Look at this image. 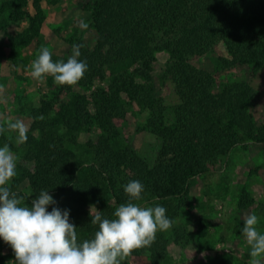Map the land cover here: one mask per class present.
<instances>
[{"label":"trees","instance_id":"1","mask_svg":"<svg viewBox=\"0 0 264 264\" xmlns=\"http://www.w3.org/2000/svg\"><path fill=\"white\" fill-rule=\"evenodd\" d=\"M43 1L0 0V29L6 41L0 45V61L26 65L21 52L35 41L42 45L47 17ZM78 1L97 39L89 48L76 28L66 41L71 48L83 45L78 59L86 61L88 69L74 86L49 79L51 94L30 108L32 126L20 145L23 153L10 187L23 196L22 206L31 205L42 190L54 200L64 199L59 209L69 212L82 242L98 230L91 224V209L113 219L115 209L129 200L124 186L140 181L142 199L134 203L163 206L173 231L168 238L157 231L151 246L127 258L163 264L171 242H194L186 226L174 225L190 209L193 181L215 172L219 161L239 147H259L264 155V121L258 123L251 111L253 85L220 78L223 71L249 68L256 75L264 70V0ZM29 4L34 15L27 11ZM25 20L23 30L8 31ZM162 52L168 59L156 78L157 55ZM204 56L212 59V70L195 65ZM67 59L52 53L53 62ZM128 103L143 109L141 124L154 137L146 153L134 147L128 134ZM82 134L87 136L84 156L75 149ZM9 141L0 140V146L8 143L13 149ZM253 203L243 190L239 208ZM196 223L202 236L212 225L203 219ZM206 264L232 262L219 254Z\"/></svg>","mask_w":264,"mask_h":264},{"label":"rangeland","instance_id":"2","mask_svg":"<svg viewBox=\"0 0 264 264\" xmlns=\"http://www.w3.org/2000/svg\"><path fill=\"white\" fill-rule=\"evenodd\" d=\"M46 11V22L42 27L40 40L42 45L35 41L20 54V60L26 65L15 66L7 60L0 61V124L6 126V121L22 120L28 126H32V118L29 117L30 108L34 103L46 95L51 94L49 79L37 81L31 78V62L37 58L42 46L60 57L69 58L72 48L66 41L76 30L80 29L89 48H93L97 39L96 31L89 26V14L84 12L78 0H57V4L43 1ZM27 11L34 15L31 4ZM1 16V14H0ZM83 21L88 24L87 29H82L79 24ZM28 26L25 20L20 24L8 28L11 34L23 30ZM5 41V32L0 29V45ZM220 53H223L221 51ZM168 54L165 52L157 55L155 64V77L158 78L164 72ZM198 68L213 69L212 59L207 56L195 62ZM220 78L227 81L246 80L250 82L256 95L251 104V111L258 123L264 121V70L256 75L249 68L223 71ZM156 97L161 95L157 88ZM65 99V98H64ZM66 100V99H65ZM128 134L133 138L134 147L141 153H146L154 142V137L143 129V109L134 103L127 104ZM95 132V131H94ZM13 145V153L17 157V164L22 155L20 145L15 143V133L0 134V140L8 139ZM87 136L82 134L78 145L75 147L80 156L85 155L84 144ZM1 147V146H0ZM17 167V166H16ZM216 171L196 178L189 190L190 211H183L174 223L176 227L186 226L194 242L178 245L171 242L168 255L163 264H206L217 255L230 258L232 264L247 263L251 259L250 248L243 235L244 218L250 214L259 217L258 231L264 234V155L259 147H239L230 157L222 158L216 166ZM25 184L21 187L25 188ZM246 190L253 205L241 210L239 199L242 191ZM56 203L48 206L51 212L54 207L63 208L64 199L58 198ZM30 207L31 205H24ZM212 221L207 227L208 233L204 236L198 232L197 220ZM170 227L161 231L167 238L172 233ZM202 236V237H201ZM0 264H15V255L11 247L6 243H0ZM122 264H149L147 259L132 261L126 258Z\"/></svg>","mask_w":264,"mask_h":264},{"label":"clouds","instance_id":"3","mask_svg":"<svg viewBox=\"0 0 264 264\" xmlns=\"http://www.w3.org/2000/svg\"><path fill=\"white\" fill-rule=\"evenodd\" d=\"M79 26L89 27L83 21ZM82 47L74 44L67 62H53L50 49L42 46L31 62V78L43 81L51 76L57 85H76L88 69L86 61L78 59ZM5 132L16 134L17 145L27 141L28 126L22 120L0 124V134ZM16 166L17 157L5 143L0 147V238L13 250L15 264H122L135 250L151 246L157 231H166L173 224L163 206L134 203L142 199L144 186L133 180L124 186L128 202L115 209L113 219L93 214L91 209V224L98 225V230L93 238L78 242L77 227L70 223L69 212L56 207L48 211V206L56 203L49 191L42 190L30 207L22 206L23 196L10 187ZM243 222L242 235L250 248L249 264H264V234L257 229L259 217L250 214Z\"/></svg>","mask_w":264,"mask_h":264}]
</instances>
